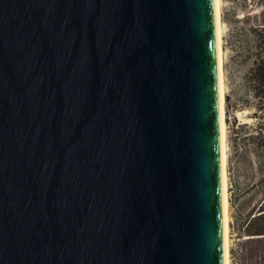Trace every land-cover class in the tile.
Returning a JSON list of instances; mask_svg holds the SVG:
<instances>
[{
    "label": "water",
    "instance_id": "obj_1",
    "mask_svg": "<svg viewBox=\"0 0 264 264\" xmlns=\"http://www.w3.org/2000/svg\"><path fill=\"white\" fill-rule=\"evenodd\" d=\"M0 264H223L214 0H0Z\"/></svg>",
    "mask_w": 264,
    "mask_h": 264
},
{
    "label": "rangeland",
    "instance_id": "obj_2",
    "mask_svg": "<svg viewBox=\"0 0 264 264\" xmlns=\"http://www.w3.org/2000/svg\"><path fill=\"white\" fill-rule=\"evenodd\" d=\"M223 24L227 186L229 200L230 264H264L259 244L245 226L264 199V149L258 136L264 131V111L259 109L247 80L252 60L246 54L244 22L257 21L264 9L255 0H221ZM263 256V255H262Z\"/></svg>",
    "mask_w": 264,
    "mask_h": 264
},
{
    "label": "trees",
    "instance_id": "obj_3",
    "mask_svg": "<svg viewBox=\"0 0 264 264\" xmlns=\"http://www.w3.org/2000/svg\"><path fill=\"white\" fill-rule=\"evenodd\" d=\"M259 1L257 5L264 7V0ZM249 17L244 22L243 36L246 47V54L252 60L251 68L248 72V82L255 98H259V109L264 111V9L259 13L257 21L249 22ZM258 136L262 142L258 145L264 149V131L263 126L259 127ZM248 236L259 244H264V199L261 202L257 213L249 219L245 226ZM261 251V257L264 259V247H260L257 253ZM263 255V256H262Z\"/></svg>",
    "mask_w": 264,
    "mask_h": 264
},
{
    "label": "bare ground",
    "instance_id": "obj_4",
    "mask_svg": "<svg viewBox=\"0 0 264 264\" xmlns=\"http://www.w3.org/2000/svg\"><path fill=\"white\" fill-rule=\"evenodd\" d=\"M221 0H214L215 39L217 57V78L219 98V134L221 152V184H222V214H223V264H230L229 260V200L227 186V144L225 123V79H224V50L223 24L221 22Z\"/></svg>",
    "mask_w": 264,
    "mask_h": 264
}]
</instances>
